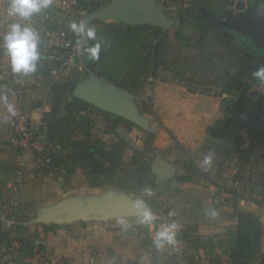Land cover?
<instances>
[{"label":"crops","instance_id":"0c3cea01","mask_svg":"<svg viewBox=\"0 0 264 264\" xmlns=\"http://www.w3.org/2000/svg\"><path fill=\"white\" fill-rule=\"evenodd\" d=\"M7 3L0 0V35L9 23L27 24L40 35L39 50L51 27L44 20L46 12L69 30L71 22L85 23L84 15L96 9L90 2L69 13L49 7L27 21H19L7 16ZM219 4L218 14H223L225 8ZM256 8L264 11V0H256L251 10ZM170 18L176 23L174 28L184 20L181 16ZM89 26L96 29L101 52L98 59H90L92 71L85 76L68 73L49 84L46 76L52 64L42 59L36 72L13 74L0 48V93L8 96L16 114L32 112L41 120L44 128L40 137L56 144L53 167L57 166L54 175L49 169L37 170L32 151L12 147L9 116L0 106V264H234L231 252L243 217L259 223L254 235L256 252L249 261L237 264H264V160L260 157L254 162L253 151L258 155L260 150L254 146L251 149L260 134L264 136V95L245 90V83L254 81L253 70L264 61L255 60L232 38L217 31L212 35L219 47H206L200 42L202 47L195 49V56L187 51L179 54L173 50L178 45L171 30L174 28H169L163 30L166 39L155 67L151 53L158 40L157 30L116 21H96ZM83 39L87 46L95 43ZM190 58L197 63L185 74L194 79L196 89L191 92L171 79L177 60L187 62ZM71 88L122 104L144 119L147 128L103 112L73 94L68 97L65 117L55 122L60 99ZM150 102L152 110L148 108ZM210 128L218 129V135L213 136ZM169 132L196 166L210 171L208 177L213 183H201L206 188L200 190L191 181L178 182L180 166L162 154L171 144ZM150 134L155 137L149 147L146 136ZM216 139L228 140L233 149L217 145ZM206 141L212 146L209 155L213 156L208 168L199 153ZM246 147L252 150L248 162L254 168L257 185L240 196L237 191L217 186L216 175L218 167L228 163L233 167L239 162L240 152H246ZM134 154L142 168L153 160L150 171L157 186L170 184L178 191L162 195L164 204L160 207H153L150 198L129 187L134 157L128 156ZM216 196H222L221 208H215ZM137 200H142L156 217L151 225L141 224L140 216L66 225L42 224L33 219L40 212L64 205H135ZM172 223L178 225L176 245L157 248L156 232ZM179 234L185 239L178 238Z\"/></svg>","mask_w":264,"mask_h":264},{"label":"water","instance_id":"95a60500","mask_svg":"<svg viewBox=\"0 0 264 264\" xmlns=\"http://www.w3.org/2000/svg\"><path fill=\"white\" fill-rule=\"evenodd\" d=\"M239 8L243 9V4H239ZM207 20L229 35L245 53L264 60V11L262 9L256 8L237 17H226L224 14H218L216 17L207 18ZM96 21H116L130 26H150L162 29L173 28L176 25L157 0H112L109 4L96 8L85 18L86 26ZM165 39L166 34H163L154 45L153 61L155 67L159 64V56ZM92 67L93 64L91 69ZM70 94L103 112L127 119L140 127L147 128L146 121L129 108H125L122 104L115 103L109 98L99 97L77 88L75 90L71 88L60 99L55 122L65 117ZM214 142L225 149H233L228 140L216 139ZM156 164L155 166H157ZM154 171L157 173V168L154 167ZM135 216H140V210L135 208L134 205H115L109 202L105 206L97 204H92L89 207L76 204L64 205L40 212L35 221L42 224L66 225L76 222H106L116 218ZM241 237L242 221L240 220L239 234L231 252L234 264L240 262L236 254Z\"/></svg>","mask_w":264,"mask_h":264},{"label":"rangeland","instance_id":"374dc122","mask_svg":"<svg viewBox=\"0 0 264 264\" xmlns=\"http://www.w3.org/2000/svg\"><path fill=\"white\" fill-rule=\"evenodd\" d=\"M91 1H92L90 2L91 6L92 4H94L96 8H100L102 6L109 4L112 0H98V1L91 0ZM157 1L159 5L162 7V9H164V11L170 14V17L177 19L178 16H181V18L182 17L184 18V20L180 21V25L177 28L173 27L174 29H171L172 32H174L175 34L174 39L176 38V44H178L174 46L173 50L180 52L179 54H181V52L183 53L187 51L188 54L192 53V55L195 56L194 54L197 53L195 52L196 51L195 49L196 48L201 49L202 47L201 45H200L201 47L199 46L200 42H205L207 44L206 47H208L209 45L219 47V45L215 44V39L213 38V35H212L213 32H216L218 29L213 27L214 26L213 24H211L213 26H209L203 23L204 18L216 17L218 12L221 10L218 8V6L220 5L219 4L220 2L218 0H157ZM58 11H61V10H58ZM221 13H223L227 17H230L227 15L225 11H222ZM90 14L91 13L88 12L87 15H84V16H88ZM178 30H180L184 38L188 39L187 42L182 41L178 38L177 36ZM187 52H186V55H187ZM153 53H154V48L152 47V53H151L152 57H153ZM181 61L177 60L175 66L173 67L175 69L173 71L175 75L171 76V79L173 80L176 79L175 84H178V85L180 84V85H184L188 87L187 89L189 92L195 91L196 86L193 84L194 79L187 78L185 74L191 67L194 66V64L197 65V63H194L195 60L193 58H190L189 61L187 62H185V60H181ZM249 65H252V63H250ZM247 67H246V70H248ZM147 74L149 75V70ZM254 82L255 81L251 82V84L245 83V85L247 86L245 90L252 91V93L257 94L259 95V97H261L262 94L255 91V88H254V86L258 83H254ZM169 83H171V81ZM153 84H156L155 80L153 81ZM151 107H152V103L150 102L148 104V108L152 110ZM153 119H154V123L157 124L155 116ZM260 126L263 127V125H260ZM154 137L155 136L151 134L148 137L146 136V143L149 142L150 144L149 147L153 144ZM169 141L171 142V144L167 148L162 150V154H163V157L165 158L169 157L170 159H173L174 161H176L175 163L178 165V167L180 166L179 168H181V170L178 171L177 177L183 174L190 173V175L192 176L191 177L192 186L194 185V187H197L200 190H203L204 188H206V186H204L203 184L213 183L211 180H209V177H208V174H210V171L208 170L207 172H205L203 168H199L198 166H196V162L192 159V157H190L189 152L186 149H184V147L180 143L179 144L182 147H180V145L177 144L178 140H176V138L173 139L170 136ZM202 145H201L202 148L200 149L199 153H201L202 158H204L205 155H209V152L212 150V146L210 145L208 141H206L205 143H202ZM253 146L254 148L257 147L260 150V153H258V155H255L253 151L252 157H254V162L259 161L260 157L264 160V136L260 134L259 138L257 139L256 146L252 143L251 149ZM149 147L147 148L148 150H149ZM251 149L249 150V148L246 147L245 149L247 150L246 152L241 151L240 153H243L242 158L239 155L240 157L239 162L233 163V167L230 166V163H228L227 165L224 164L223 168L218 167V173L216 175V178L218 181L217 186H219L222 189H225L226 182L229 179L234 178L240 181L241 185L236 190L238 193H240V196H242L241 194L249 193L250 191H252V189L254 188L253 186L257 185V183L255 181L256 178L253 177L256 175L255 172L253 171L254 168H250L249 162H248L251 159V154H250V152H252ZM150 151H152L151 153L152 155H154L153 148H151ZM128 157H131V158L134 157V162H133L134 171L132 173L133 175L132 183H129L130 184L129 187L130 188L133 187V189L135 190L138 189V192L140 195L146 198H150L149 203L153 207L155 208L160 207V204H164L161 201L162 195L170 194V191L174 192L176 190L175 187H173L170 184L160 187L161 183H159L160 185L157 186L155 182L156 181L155 176L150 171L153 160L148 163L147 165L148 167L142 168L140 167L141 164L138 161L137 154L136 155L134 154V156H128ZM191 161L193 162V165H192L193 168L190 170L189 163ZM228 167H230L232 171L229 170ZM56 168L57 166H54L55 173H56ZM37 170H42V169H37ZM129 187H127V189H129ZM149 192L151 193L150 195L148 194ZM175 192H178V191H175ZM123 194L124 193L122 192L121 195ZM221 207H222L221 205H215V208H221ZM38 215L39 214L34 215L33 219L38 218ZM237 226H235V228ZM230 252H231V249H230ZM262 263H264V261H262Z\"/></svg>","mask_w":264,"mask_h":264},{"label":"built area","instance_id":"2783aa9c","mask_svg":"<svg viewBox=\"0 0 264 264\" xmlns=\"http://www.w3.org/2000/svg\"><path fill=\"white\" fill-rule=\"evenodd\" d=\"M92 2L91 0H84ZM98 1V0H96ZM224 6L228 16H240L251 10L256 0H218ZM243 4V9L239 8ZM50 7L69 13L72 10H80V0H52ZM227 17V16H226ZM45 22L51 27L46 30V42L40 49L41 59L52 64V68L46 76L49 84L56 82L63 75L76 73L85 76L91 73L92 62L84 51L87 47L83 37L71 34L70 31L56 20L50 12L44 16ZM80 40L83 43L77 44ZM255 91L264 95V84H256ZM9 126L13 132L11 145L18 151H32L35 155L37 169H49L54 174L53 156L56 144L47 138H41L43 123L32 112H22L8 117ZM240 181L229 179L225 189L234 192L240 187ZM221 190V189H220ZM214 202L222 204V196H216Z\"/></svg>","mask_w":264,"mask_h":264},{"label":"clouds","instance_id":"9594fccd","mask_svg":"<svg viewBox=\"0 0 264 264\" xmlns=\"http://www.w3.org/2000/svg\"><path fill=\"white\" fill-rule=\"evenodd\" d=\"M52 0H8L6 14L9 17H16L19 21H27L34 14L50 7ZM69 30L78 37H85L86 40L95 41L91 46L84 47L87 56L96 60L101 52V42L97 41L96 29L81 20L71 22ZM41 38L39 33L27 24L12 22L8 24L7 30L0 35V48L4 50V55L10 65L13 74L28 75L34 73L38 68V61L41 59L39 45ZM83 42L78 40L77 44ZM253 78L264 84V66H259L252 72ZM0 106L7 112L8 116L16 115L14 104L9 102L6 94L0 93ZM212 155H206L203 160L205 168L211 167ZM151 194L150 192L148 193ZM140 210V223L151 225L156 219L150 209L142 200H137L134 205ZM215 216L216 212L213 211ZM123 223V221H121ZM178 225L175 223L162 225L156 232L154 243L157 248H163L165 244L176 245V230Z\"/></svg>","mask_w":264,"mask_h":264},{"label":"trees","instance_id":"16d2710c","mask_svg":"<svg viewBox=\"0 0 264 264\" xmlns=\"http://www.w3.org/2000/svg\"><path fill=\"white\" fill-rule=\"evenodd\" d=\"M83 6L86 7V3L84 0H80V7H83ZM92 11H93V9L89 10L90 13ZM203 23L206 25H209V26H213V25H211V23H209L206 20H204ZM144 27L157 30V34L155 35L156 39H159L163 34L164 29H162V28H153L150 26H144ZM213 27H215V26H213ZM216 29H218V28H216ZM217 32L224 34L228 38H231L229 35H227L226 33H224L223 31H221L219 29L217 30ZM215 35L217 36L218 34H215ZM215 35H214V37H215ZM177 36L182 41H185V42L188 41V39H186L182 36L180 30H178ZM259 66H264V64L258 65L256 68H258ZM254 81H255L254 83H256V82L258 83V80H256L255 78H254ZM217 131H218V129L210 128V132L213 136L218 135ZM169 134L173 139L175 138L170 132H169ZM177 144L180 145L179 142H177ZM180 147H182V146L180 145ZM192 165H193V162L191 161L189 163L190 170L193 168ZM191 177L192 176L190 175V173H187V174H183L181 176H178L177 178H178V181H180V182H189V181H191ZM241 221H242V237L238 243L236 255H237L238 260H240V261H249L256 252L254 235L256 233V230L258 228L259 223L257 221L250 219L249 217H243V218H241ZM185 237L186 236H183L181 234L178 235V238H180V239H185Z\"/></svg>","mask_w":264,"mask_h":264},{"label":"flooded vegetation","instance_id":"af4514ba","mask_svg":"<svg viewBox=\"0 0 264 264\" xmlns=\"http://www.w3.org/2000/svg\"><path fill=\"white\" fill-rule=\"evenodd\" d=\"M207 18H212V17H207ZM207 18H204V20L208 21ZM208 22L210 23V21H208ZM211 24H212V23H211ZM246 54H247V53H246ZM249 56H250V55H249ZM252 58H253V56H252ZM254 59H255V60H256V59L259 60V58H255V57H254ZM261 60H262V59H261ZM263 61H264V60H263Z\"/></svg>","mask_w":264,"mask_h":264}]
</instances>
